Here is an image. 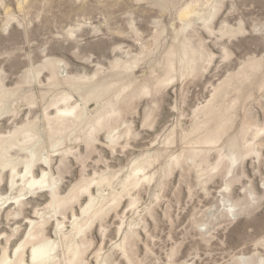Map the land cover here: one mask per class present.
I'll return each instance as SVG.
<instances>
[{"label":"rangeland","instance_id":"obj_1","mask_svg":"<svg viewBox=\"0 0 264 264\" xmlns=\"http://www.w3.org/2000/svg\"><path fill=\"white\" fill-rule=\"evenodd\" d=\"M0 264H264V0H0Z\"/></svg>","mask_w":264,"mask_h":264},{"label":"bare ground","instance_id":"obj_2","mask_svg":"<svg viewBox=\"0 0 264 264\" xmlns=\"http://www.w3.org/2000/svg\"><path fill=\"white\" fill-rule=\"evenodd\" d=\"M38 254L40 253V252H38V251H36ZM35 253V252H34Z\"/></svg>","mask_w":264,"mask_h":264}]
</instances>
